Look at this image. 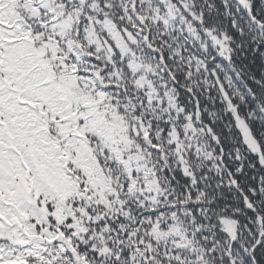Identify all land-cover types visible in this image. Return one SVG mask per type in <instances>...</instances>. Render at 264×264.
<instances>
[{
	"label": "snow or ice",
	"instance_id": "6c2138e0",
	"mask_svg": "<svg viewBox=\"0 0 264 264\" xmlns=\"http://www.w3.org/2000/svg\"><path fill=\"white\" fill-rule=\"evenodd\" d=\"M0 264H264V0H0Z\"/></svg>",
	"mask_w": 264,
	"mask_h": 264
}]
</instances>
